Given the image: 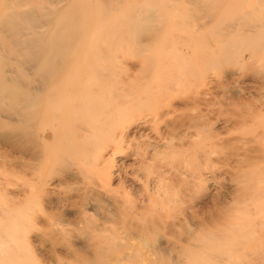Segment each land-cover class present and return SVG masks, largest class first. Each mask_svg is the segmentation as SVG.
<instances>
[{"label": "bare ground", "instance_id": "bare-ground-1", "mask_svg": "<svg viewBox=\"0 0 264 264\" xmlns=\"http://www.w3.org/2000/svg\"><path fill=\"white\" fill-rule=\"evenodd\" d=\"M54 1L0 0V264H168L170 257L177 264L204 258L228 264L258 255L264 98L249 102L229 85L232 77L224 83L231 97L226 92L223 101L191 89L208 65L232 57V48L254 40L264 45L258 8L264 1L222 18L216 11L241 0H181L179 16L204 15L210 24L223 19L214 24L215 39L201 36L202 23L200 36L193 32L197 38L189 41L165 35L172 0H146L147 6L99 0L94 7L90 0ZM119 9L122 17L106 19ZM128 39L140 52L142 78L109 86L111 67L95 66L113 59V48ZM156 41L171 54H146ZM145 109L148 117L132 115ZM220 122L234 137L214 129ZM126 178L141 185L140 199ZM208 182L218 198L200 213L192 206ZM169 189L181 194L179 214L169 207L179 201L167 196Z\"/></svg>", "mask_w": 264, "mask_h": 264}, {"label": "rangeland", "instance_id": "rangeland-1", "mask_svg": "<svg viewBox=\"0 0 264 264\" xmlns=\"http://www.w3.org/2000/svg\"><path fill=\"white\" fill-rule=\"evenodd\" d=\"M38 1V3L39 4H41V5H45V6H50L51 4H53L55 1L54 0H44V2L42 1V0H37ZM126 1H128L127 3L129 4H134V3H136V5L137 6H139L138 4H140V5H142V6H147V1L146 0H126ZM125 1V2H126ZM134 1V2H133ZM160 1H162V0H160ZM262 1V0H261ZM260 1V2H261ZM264 1V0H263ZM91 4H92V6L94 7L98 2H99V0H90L89 1ZM133 2V3H132ZM251 2V3H250ZM250 2H249V0H241L239 3H241V4H237V5H228V10L226 9L225 10V12H223V14H221V11H216V12H218V13H216L217 14V16H219L218 14H219V12H220V17H224V18H227L226 16H228L229 17V15H232L233 13H235L236 11H238V10H240V9H243V10H245V8L246 9H251L250 8V5H251V7H252V5L254 4V0H250ZM162 3H166L167 5H169L170 3V5H172L171 6V9L170 10H168V12L166 11V13L167 14H165L164 16V18L166 19V24H168L167 26H166V30H165V35L167 36V35H169V34H171V35H169V36H167L168 38H170V36L171 37H175V34H177L176 36L178 37V34H179V36H183L184 38H186L187 40H185V41H189L190 39H192L191 38V36H192V34H194V33H196L197 31L199 32V29L198 28H200V26L198 25V24H202L203 23V25H202V29H203V34H204V32H206V34L207 35H203L202 33H201V30H200V32L199 33H201V36H205V37H208V40H213V39H215V34H214V32H215V30H213L214 29V24L215 25H217V27L219 26L218 25V23H219V19H217V21H216V19H215V21L217 22V23H215L214 22V20H211V24L209 23V21L207 22V20L206 19H208L207 18V16H202V15H194L195 17H193V18H186V17H184L183 15H178V14H182L181 12H179L178 10H177V8L179 9V8H182V2H181V0H172V1H170V3H169V0H163L162 1ZM249 4V6L247 5V4ZM262 3H264V2H261V4L258 6V8L259 9H261V10H263L264 9V4L262 5ZM145 4V5H144ZM245 4V5H244ZM124 5V4H123ZM122 5V7L121 8H123L124 6ZM247 5V6H246ZM262 5V6H261ZM233 6V7H232ZM245 6V7H244ZM234 8V9H233ZM237 9V10H236ZM124 9H119L118 11H116V12H108L107 14H106V19H112L113 17H117V18H120V17H122L123 16V14H124ZM121 12H123L122 13V15H121ZM232 12V13H231ZM225 13V14H224ZM229 13H231V14H229ZM172 14V15H171ZM227 14H229V15H227ZM176 15V16H175ZM172 16H174L175 18H171ZM180 17V19L182 20H184L183 21V23L179 20V17ZM198 16V17H197ZM216 16V17H217ZM112 17V18H111ZM177 18H178V21L179 22H181L182 24H180V28L179 29H177V27H178V25H176L175 26V23H177L178 21H175V20H177ZM202 18H205V20L204 19H202ZM217 18H219V17H217ZM200 19H202V20H200ZM171 20V21H170ZM209 20V19H208ZM221 20H223V19H221ZM221 20H220V23L219 24H221L222 22H221ZM170 21V22H169ZM174 21H175V23H174ZM203 21H205V22H203ZM207 22V23H206ZM214 22V23H213ZM204 23H205V25L207 26L208 25V23H209V26L211 25V30L212 31H210V29H209V32L206 30V26L204 25ZM170 24H171V26H170ZM176 27V29H175V27ZM204 26V27H203ZM208 26V27H209ZM213 27V28H212ZM93 28H95L94 26H93ZM96 28H98V31H99V26L97 25L96 26ZM95 28V29H96ZM174 28V29H173ZM183 28V29H182ZM205 28V29H204ZM197 29V31H195ZM215 29H216V27H215ZM172 30V31H171ZM206 30V31H205ZM94 31H96L97 32V30H94ZM170 32V33H168V32ZM185 31H187L188 33H186ZM173 32V33H172ZM190 32H191V34H190ZM194 32V33H193ZM196 33V34H198L199 36H200V34L199 33ZM208 32V33H207ZM167 33V34H166ZM187 34V35H186ZM189 35H191V36H189ZM193 36H195V34L193 35ZM198 36V37H199ZM129 38V37H128ZM182 38V37H181ZM179 38V40H184V38ZM194 38H197V35L194 37ZM207 39V38H206ZM129 41L126 43V44H123L122 46H120L119 48H113L114 49V51L112 50V52H113V55H112V58L113 59H108V61L107 62H103V64H104V66H95V67H98V68H106V67H111V69H112V72H111V74H110V80H112V82H108V85L110 86L111 84H113L114 83V85H117V84H120V85H123V84H127V83H132V84H134V83H136L138 80H140V78H142V75H143V73H142V69H141V66H142V59L140 58V52L138 51V49H136V46L133 44V42L130 40V39H128ZM110 41V40H105L104 41V44H107L108 42ZM162 41V40H161ZM161 41H160V44H158L159 42H157L156 41V43L159 45V46H155V44L150 48V50H148V52H146V54H148V55H151L152 57H155V56H157V54L160 56V58L161 57H163L162 55H163V52H165L164 53V55H166V53L168 52H170L169 54H171V52H172V49H170V51L168 50H166V46L164 45L163 47H161L162 46V44H161ZM185 41H183V42H185ZM255 41V42H254ZM254 41H252V44H250L251 42H249V44L250 45H243V46H236V48L238 49L239 48V50H240V52H239V50H237V52L235 53L234 52V48H232V57L230 56V58L226 61V62H224L223 64H221V65H217V67L215 66L214 68L215 69H217V71L213 68V69H211L212 68V66H214V65H212L211 67H209L210 65H208V68L206 67L205 68V70H204V72L206 71V72H208V73H203L204 74V77L203 78H205L206 76H207V80L206 81H204L205 79H199V80H196V84L192 87V89H191V92H194V93H198V94H200L201 96L203 95L204 97H207V98H215V99H217L218 101H219V99H220V101H223V99L225 100L227 97H228V94H229V97H231V93L228 91V87L227 86H225V85H228V84H224V83H228L229 82V80L231 79L230 77H232V79L230 80V82H229V85L230 86H232L231 85V83H233L234 85V90H238V91H240L241 89H242V96L243 97H245V96H247V94H248V97H245V98H247L248 100H249V102H252V101H258L257 100V98H259V99H263L264 98V90L263 91H261V90H257V89H255L254 87L255 86H264V68L262 69V66L264 67V59H262V57L264 58V56H263V53L264 52H262L263 50H264V45L261 47V45H259L258 43H257V41L258 40H254ZM182 41H181V43H183ZM253 42H254V44H253ZM162 43H164V42H162ZM238 43H240V42H237V44L236 45H238ZM256 43L258 44V46H260L259 48L262 50H260L259 48H257L256 46ZM243 44V43H242ZM239 45H241V43L239 44ZM155 46V48H153ZM246 47H248V48H246ZM109 48V47H108ZM124 48V49H123ZM159 48H160V50H159ZM243 48V49H242ZM253 48V49H252ZM135 49H136V51H135ZM165 51H164V50ZM249 49V50H248ZM156 50V51H155ZM247 50V51H246ZM254 50H255V52L258 50V52H256V53H254ZM134 51V52H133ZM162 51V52H161ZM137 52V53H136ZM149 52H152V54L151 53H149ZM154 52H156L155 54H154ZM158 52H161V53H158ZM244 52V53H243ZM167 53V54H168ZM235 53V54H234ZM135 54H137V56H135ZM139 54V55H138ZM153 54L155 55V56H153ZM233 54H234V58H233ZM238 56H237V55ZM253 54V55H252ZM257 56H256V55ZM159 56L157 57V58H159ZM255 56L257 57V59L255 58ZM260 57V58H259ZM254 58V59H253ZM233 59H235V60H233ZM259 59L261 60V61H259ZM233 60V61H232ZM257 60V61H256ZM263 60V61H262ZM109 62V63H108ZM230 63V64H229ZM105 64H107V66H105ZM109 64H111V65H109ZM262 65V66H261ZM219 66V67H218ZM253 66V67H252ZM259 67V68H258ZM244 68H246V69H244ZM249 69V70H248ZM255 69V70H254ZM208 70V71H207ZM234 70V71H233ZM246 70V71H245ZM259 70V71H258ZM262 70V71H261ZM244 71H245V73H244ZM249 71V72H248ZM251 71V72H250ZM254 71V72H253ZM257 71V72H256ZM228 72H231V73H233V75L232 76H230L229 75V73ZM244 73V74H243ZM258 73H259V75H258ZM262 73V74H261ZM255 74V75H254ZM245 75V76H244ZM253 75V76H252ZM237 76V77H236ZM243 77V78H242ZM246 77V78H245ZM263 77V78H262ZM233 79H235V80H233ZM260 80V81H259ZM216 81V82H215ZM256 82V83H255ZM200 83V84H199ZM214 83V84H213ZM218 83H220V85L218 84ZM255 83V84H254ZM262 85H261V84ZM211 84H213V85H211ZM216 85V86H215ZM217 85H219V86H217ZM113 86V85H112ZM254 86V87H253ZM217 87V88H216ZM227 87V88H226ZM250 89H249V88ZM213 88V89H212ZM215 88V89H214ZM223 88V89H222ZM237 88V89H236ZM240 88V89H239ZM245 88V89H244ZM255 89V91H254V89ZM247 89L249 90L248 91V93H246V91H247ZM251 90V91H250ZM219 91V92H218ZM214 94H212V93ZM216 92H217V94H216ZM220 92H221V94H222V96H221V94H220ZM226 92L228 93V94H226ZM241 92V91H240ZM202 93V94H201ZM204 93H205V95H204ZM253 93V94H252ZM208 94L209 95H211V96H208ZM251 94V95H250ZM213 95V96H212ZM225 95H227V96H225ZM245 95V96H244ZM263 95V96H262ZM220 96V97H219ZM249 96H251V97H249ZM261 97V98H260ZM250 98V99H249ZM252 99V100H251ZM217 109H219V108H216L215 110H217ZM141 111V110H140ZM140 113V114H139ZM149 113H150V111H148L147 109H145V110H142L141 112H139V111H137V112H135V113H133L132 115H135V116H137V117H139V116H141V117H148L149 116ZM144 114V115H143ZM214 121H216L215 119H213ZM221 124L222 125H224L223 123H217L215 126H214V129L216 130V129H218V131H220V132H222L225 136L228 134V136L230 137L231 135L234 137V135H233V133H231V132H227L226 131V129L224 128V126H221ZM217 127V128H216ZM221 129V130H220ZM225 131V132H224ZM148 132H150L149 130H148ZM118 160V161H117ZM123 160V161H122ZM116 161H117V166H121L122 164H123V162H124V159H122V158H117L116 159ZM122 161V162H121ZM120 162V163H119ZM128 162H129V164L130 165H133L134 163H135V161H133V160H128L127 162L125 161V163L126 164H128ZM131 162V163H130ZM119 164V165H118ZM126 179H128V180H126ZM126 179H124V181L126 182L125 183V186L126 187H128L129 186V188H128V190L129 191H131V193L132 194H134V196L136 197V199L138 198V199H140L141 197L139 196V194L141 195V191H142V189H141V185H139V184H137V183H133L129 178H126ZM229 180V179H228ZM130 183H129V182ZM226 181V182H225ZM225 182V186H226V188H228L229 186L228 185H230V180L229 181H227V179L225 180V179H223V183ZM129 183V184H128ZM132 183V184H131ZM227 183H228V185H227ZM207 184H208V186H207ZM206 184V188H207V190L206 191H204V193H202L201 195H200V199L199 200H197V202H195L194 204H193V206H192V209L193 210H198L200 213L202 212V211H204V209H205V207L206 206H208V204L209 205H213L212 203H215L216 202V200H217V196H218V189L217 188H215V186L211 183V182H208ZM210 184V185H209ZM133 185V186H132ZM132 186V187H131ZM135 186V187H134ZM136 186H137V188H139V189H136ZM213 186V187H212ZM228 186V187H227ZM132 189H131V188ZM211 187H212V189H211ZM135 189V190H134ZM217 189V190H216ZM141 190V191H140ZM209 190V191H208ZM134 191V192H133ZM214 191V192H213ZM138 192H139V194H138ZM170 192V193H169ZM209 192H211V193H209ZM207 193H208V195H207ZM138 194V195H137ZM168 194L169 195H167V196H172L174 199L176 198V200L178 199L179 201H178V203L177 204H179L180 202H182V199H180L179 197H181V194L178 192V190L176 189H173V190H171V189H169L168 190ZM173 194V195H172ZM180 195V196H179ZM215 195V196H214ZM223 196H221L222 198H224L222 201L224 202V203H226V205H228L227 204V202L229 203V199H227V196H224V195H226V193H224L223 192V194H222ZM171 197V198H172ZM215 197H217V198H215ZM220 197V198H221ZM182 198V197H181ZM215 199V200H214ZM173 200V199H172ZM172 200H170L169 201V197L167 198V201L166 202H168L169 201V207L171 206V211H173V208L174 207H176L177 209L175 210L177 213L176 214H179L180 212H178V210L179 211H181L182 210V207H184V204L182 203H180V208H179V205H177L176 203L174 204L173 203V201ZM199 201V202H198ZM215 201V202H214ZM174 202H177V201H174ZM189 203L190 202H188V203H186V205L187 206H189ZM231 206H233V205H228V213H230V212H232V209H233V207H232V209H229V208H231ZM236 207V208H235ZM179 208V209H178ZM89 210L87 211V213L89 212V215H92L93 214V211H92V209L91 208H88ZM234 209L235 210H233V211H236V213H238L237 212V206H234ZM90 211H92V213L90 214ZM182 212V211H181ZM184 225H186V224H183V226ZM189 227V224H187L186 225V227L184 226V228L185 229H187ZM257 254L258 255H253L252 257H250L251 255H248L249 257H250V259H249V257L248 256H246V257H241V258H234V259H231L230 261H228V264H254L255 262H257V264H264V257H263V254H264V250H262V251H258L257 252ZM262 256V257H261ZM255 257V258H254ZM204 259H206V258H204ZM204 259H199V261H197V263L195 262V263H193V262H187V261H182L183 263H181V264H198V263H200V264H207V262H208V264H209V260L210 259H207V261L206 260H204ZM260 260V261H259ZM168 261H170V263L168 262V264H177V261H176V259L174 258L173 260L171 259V257L170 258H168ZM251 262H253V263H251ZM259 262V263H258ZM256 264V263H255Z\"/></svg>", "mask_w": 264, "mask_h": 264}]
</instances>
